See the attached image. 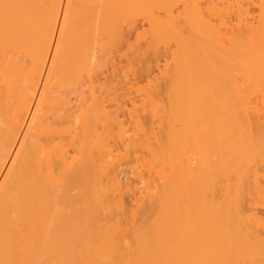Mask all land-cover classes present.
I'll return each instance as SVG.
<instances>
[{
	"label": "bare ground",
	"instance_id": "1",
	"mask_svg": "<svg viewBox=\"0 0 264 264\" xmlns=\"http://www.w3.org/2000/svg\"><path fill=\"white\" fill-rule=\"evenodd\" d=\"M0 264H264V0H0Z\"/></svg>",
	"mask_w": 264,
	"mask_h": 264
},
{
	"label": "rangeland",
	"instance_id": "2",
	"mask_svg": "<svg viewBox=\"0 0 264 264\" xmlns=\"http://www.w3.org/2000/svg\"><path fill=\"white\" fill-rule=\"evenodd\" d=\"M130 36H132V39H131L132 42L135 41V38L133 39V36H135L134 33H132ZM123 59H124V58H123ZM120 60H121V61H119V60L117 59L116 62L118 63L119 66L121 65L120 68L122 69L124 64L122 63L123 60H122V59H120ZM124 61H125V60H124ZM124 61H123V62H124ZM120 62H121V64H120ZM117 63H116V64H117ZM124 63H125V62H124ZM118 65H117V66H118ZM119 66H118V69L120 70ZM154 67H155V66H154ZM156 69H157V68L155 67L154 70H156ZM119 70L116 72V74L121 73ZM122 70H123V69H122ZM136 70H138V67L136 68ZM136 70L134 71V73H131V77H130V75H129L127 78H124V79H125V80L128 79L127 82H129V80H130V81H131L130 83H132V84L136 83V81H137V80H136L137 77H135V79H133L134 76L136 75V73H135ZM124 71H125V73H126L125 68H124ZM124 71H123V72H124ZM123 72H122V73H123ZM155 72H157V70H156ZM125 73H124V74H125ZM137 73H138V72H137ZM124 74H122V75H121V74H118V75H121L120 77L122 78ZM133 74H135V75L132 76ZM139 74L142 75V73L140 72V73L137 74V76H138ZM106 76H107V74H106ZM106 76H105V74H104V77H106ZM142 76H143V75H142ZM142 76H141V77H142ZM104 77H103V78H104ZM129 77H130V78H129ZM139 78H140V77H139ZM125 80H124V82H126ZM135 80H136V81H135ZM104 81H106V80L104 79ZM104 81H103V82H104ZM130 83H129L128 87H129V86H132ZM123 92H124L123 90H119L117 93H118V94H122ZM132 92H134V91H132ZM112 97H113V96H112ZM116 97L118 98L117 102L120 101V103H125V105L127 106V109H131V108H132L131 100H134V98H136V94H135V93H132V94L129 95V97L126 98V99H123L124 96H116ZM112 102H113V101H112ZM113 103H115V102H113ZM127 109L125 108V106H123V107L121 106V107H120V110H119L120 113L123 114V115H122V118H123L124 120H126V121L129 120ZM128 125H129V123H128ZM127 201H128V200H127Z\"/></svg>",
	"mask_w": 264,
	"mask_h": 264
}]
</instances>
